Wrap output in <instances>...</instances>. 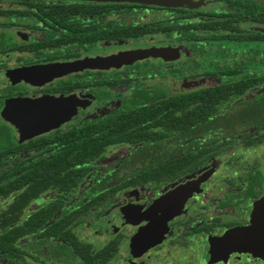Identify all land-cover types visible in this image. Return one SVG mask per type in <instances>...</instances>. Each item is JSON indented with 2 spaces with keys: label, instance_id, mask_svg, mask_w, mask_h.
I'll list each match as a JSON object with an SVG mask.
<instances>
[{
  "label": "flooded vegetation",
  "instance_id": "flooded-vegetation-1",
  "mask_svg": "<svg viewBox=\"0 0 264 264\" xmlns=\"http://www.w3.org/2000/svg\"><path fill=\"white\" fill-rule=\"evenodd\" d=\"M204 1L197 8H170L130 2L0 0V143L19 146L0 155L3 165L19 164L23 171L32 162L61 153L70 156L71 141L63 134L71 132L99 135L106 141L69 190L50 186L16 216L4 213L24 188L0 197L6 201L0 224H23L31 216L50 213L45 223L69 222L63 229L89 247L90 261L81 260L75 248L63 249L56 237L40 235V227L18 239L21 253L15 259L4 258L0 251L7 264L24 262L29 249L34 260L43 257L42 262L54 264H169L166 246L181 241L184 252L193 237L198 242L191 249L197 253L187 255L189 264H264V223L260 227L253 215L257 207H264L262 155H255L237 181H227L229 193L198 199L223 153L264 145V81L237 91L249 74L264 77V41L232 38L249 29L263 33L264 26L244 20L207 23L236 17L237 8L225 0ZM110 4L121 6H106ZM153 11L162 15L147 18ZM138 49L160 51L128 62L104 61ZM92 60L98 63L89 64ZM252 60L256 65H249ZM221 93L229 98L213 104V113L204 120H192L202 107L199 102L165 103L173 97ZM254 93L260 104L250 106L259 112L249 118L244 99ZM50 97L74 101V112L55 128L21 139L9 121L14 103ZM169 109V116L179 120L166 121ZM115 145L126 147L107 157V148ZM183 155L191 161L173 177L142 179ZM189 182L197 183L181 201L152 209L162 196ZM202 201L209 202L205 215L192 214L193 205ZM94 213L90 223L96 236L91 238L77 228Z\"/></svg>",
  "mask_w": 264,
  "mask_h": 264
},
{
  "label": "trees",
  "instance_id": "trees-1",
  "mask_svg": "<svg viewBox=\"0 0 264 264\" xmlns=\"http://www.w3.org/2000/svg\"><path fill=\"white\" fill-rule=\"evenodd\" d=\"M225 1L229 4V6L237 8V13L235 15L236 17L233 18L229 15H226L222 16L221 19L207 23H214L216 25H231L237 20H244L249 23H255L264 26L263 2L259 0ZM106 6L114 7L121 5L110 4ZM241 31L243 32V30ZM232 38L248 41H264V32L260 33L249 29L246 32H243L242 35H232ZM249 65H256V63L252 60L251 62L249 61ZM242 81L239 85V89L237 90L238 93H242L245 88L250 87L253 84L264 81V77L260 78L253 74H249V76ZM257 95V93L249 94L244 99L245 103L249 104L246 112L249 115V118L252 113L258 114L259 112L258 109L250 106L254 103L260 104V101L256 102L258 97ZM228 98L229 96L227 94L221 93L213 95L185 96L181 97L180 99L173 97L166 100L165 103L175 106H185L199 102L202 107L200 108V111H195V114L198 117H192V120L196 121L208 119L213 113L212 105L215 103H220ZM171 113L173 114V111L171 112V109H169L167 111L168 116L166 121L171 122L179 120L178 117L169 116ZM135 116H137V114L133 115L131 118H135ZM122 122L123 120L119 122V125ZM63 137L70 138L71 143H68L67 146L72 151L70 156L61 153L58 156L45 158L39 161L37 164L32 162L28 166H25L26 170L23 171H19V164H15L11 167L8 165V168L5 167L3 165V159L0 157V182H2L0 184V197H5L9 193L16 191L18 188H24L22 192L17 194L14 202L7 208V210H5L4 214L12 213L13 216H16V211H20L30 199L34 198L39 192H42L50 186H56L58 188L60 187L64 190H69L71 187L75 186L87 171L85 164L94 160L100 154L102 147L106 145V141H101L99 135L80 137V134L71 132L70 135L63 134ZM18 147L19 146L15 145L12 141L6 145H1L0 143V155L6 154L7 152L9 153L16 151ZM190 161L191 158L188 159L186 155L178 157L177 159L169 160L158 169H154L153 172L148 171L146 174H143L142 179L164 180L167 177H173L178 169L190 163ZM107 193L108 191H106L105 194ZM50 216V213L41 215L40 218L38 216H31L30 219L23 224H16L15 221H9L0 224V251L3 254V257L8 259H15L18 257L21 253L17 247L18 239L25 234L34 233L40 227H43V230L40 231V235L47 234L56 237L57 242H62V246L64 247L63 249H67L68 251L72 248H75L81 260L87 259L90 261V257L92 255H90L89 247L78 243L76 238L69 235V233L65 232L63 229L69 222L61 223L63 220H59L55 223L51 221L45 223L47 218ZM65 241L69 242V245ZM107 251L110 252L109 256L112 255V249ZM109 256L107 254L105 259H107ZM90 264L92 263L90 262Z\"/></svg>",
  "mask_w": 264,
  "mask_h": 264
},
{
  "label": "water",
  "instance_id": "water-1",
  "mask_svg": "<svg viewBox=\"0 0 264 264\" xmlns=\"http://www.w3.org/2000/svg\"><path fill=\"white\" fill-rule=\"evenodd\" d=\"M82 1H95V2H130L139 3L144 5H154L161 7H187V8H197L204 4V0H82ZM264 3V0H259ZM264 32V28L261 29ZM158 49H138L119 55L113 56L109 59H104L105 62H128L136 58H142L148 55L156 54ZM98 61H88L89 64H93ZM71 102V101H70ZM67 99H55V98H40L36 100H19L14 103L16 107L13 116L9 118V121L14 124L18 130L19 137L21 139H27L38 135L42 132L48 131L55 128L59 123L69 117L71 113L74 112L76 103L73 101L70 105ZM20 108L19 110L17 108ZM204 175L200 176L198 181H202ZM194 182V183H197ZM194 183L189 182L184 185H180L173 191H170L166 195L162 196L153 205V210H162L166 207L174 205L176 202L181 201L185 194L194 186ZM264 207H257L256 212H254V218L256 224L262 227L264 221L262 216H264ZM264 238H261L262 241Z\"/></svg>",
  "mask_w": 264,
  "mask_h": 264
},
{
  "label": "rangeland",
  "instance_id": "rangeland-1",
  "mask_svg": "<svg viewBox=\"0 0 264 264\" xmlns=\"http://www.w3.org/2000/svg\"><path fill=\"white\" fill-rule=\"evenodd\" d=\"M161 15L162 13L160 11L148 12L147 18L160 17ZM124 147L126 146L125 145H115V146L108 147L106 150V156L107 157L112 156L118 153L119 151L123 153L122 150L124 149ZM256 154H258L259 156L262 155L264 157V145L262 147H258V149H253V148L244 149L242 147H234L233 149L227 150L225 153H223L219 157L221 161V165L219 166L216 173L211 175L210 180H208L206 184H204V187L198 199L209 201L208 199H212V196L214 194H216L219 197L220 195L222 196V195H226V193H229L232 190V188L229 186L230 183H228L227 181L229 180L237 181L240 176L247 173L249 170L250 161L253 160ZM103 164H105V162H103ZM262 169L264 171V165ZM207 201L195 203L193 205L194 208L192 209L191 213L196 215L197 212L201 211L200 215L201 216L205 215V212L207 210L206 206H207V203H209ZM5 202L6 201L4 200H0V208L5 205ZM28 211H30V209L27 210L26 212ZM94 216H96L95 213L91 214V216L89 217V221L87 219V222L79 225L77 228V230L80 233H82L83 235L84 234L88 235L91 238L96 236L94 233L96 232L95 231L96 228L93 226L94 223L92 222L90 223V221H92V217ZM197 242L198 240L195 239L194 237L189 239L188 243L190 244V248L186 247L184 252L182 251L184 249H182L181 247V244H182L181 241H179L178 244L166 246L167 249H169V250H166L167 255L165 254L168 263L169 264H176V263L189 264V262H187V259H188L187 255L189 253H192L193 249L191 248L192 247L195 248V245ZM29 243H32V240H30ZM29 253L30 255H25L22 257V259H24V262L21 263L17 261V262H13V264H54L46 260H45L46 262H42L43 257L38 258L39 260H34L32 250L29 249ZM196 253L194 254L192 253V255H195ZM194 258H196L194 259V261H198L196 256ZM160 260H162V258ZM0 264H7L4 260H2V257H0Z\"/></svg>",
  "mask_w": 264,
  "mask_h": 264
}]
</instances>
